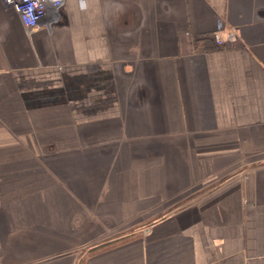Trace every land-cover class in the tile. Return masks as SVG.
I'll list each match as a JSON object with an SVG mask.
<instances>
[{"label":"crops","instance_id":"1","mask_svg":"<svg viewBox=\"0 0 264 264\" xmlns=\"http://www.w3.org/2000/svg\"><path fill=\"white\" fill-rule=\"evenodd\" d=\"M0 264H264V0H0Z\"/></svg>","mask_w":264,"mask_h":264},{"label":"built area","instance_id":"2","mask_svg":"<svg viewBox=\"0 0 264 264\" xmlns=\"http://www.w3.org/2000/svg\"><path fill=\"white\" fill-rule=\"evenodd\" d=\"M7 8L13 9L19 15L22 24L32 33L42 26H50L56 20L58 11L65 0H2ZM218 47H223L227 42H235L233 34L223 38L221 33L214 35Z\"/></svg>","mask_w":264,"mask_h":264}]
</instances>
